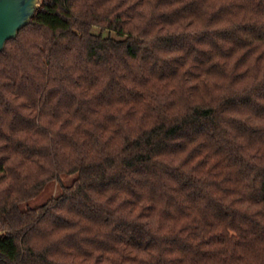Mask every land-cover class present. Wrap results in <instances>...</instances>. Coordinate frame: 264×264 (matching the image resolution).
Instances as JSON below:
<instances>
[{
    "label": "clouds",
    "instance_id": "obj_1",
    "mask_svg": "<svg viewBox=\"0 0 264 264\" xmlns=\"http://www.w3.org/2000/svg\"><path fill=\"white\" fill-rule=\"evenodd\" d=\"M65 6L67 30L0 54V236L19 234L17 259L264 264V39L247 30L264 34V0ZM202 112L214 127L166 137Z\"/></svg>",
    "mask_w": 264,
    "mask_h": 264
},
{
    "label": "trees",
    "instance_id": "obj_2",
    "mask_svg": "<svg viewBox=\"0 0 264 264\" xmlns=\"http://www.w3.org/2000/svg\"><path fill=\"white\" fill-rule=\"evenodd\" d=\"M196 10V6L194 3L192 4H186L184 9L182 11H188L192 12ZM223 9L220 10V12H217L214 16V18L219 17L223 14ZM70 10L65 6V0H44L42 7L38 10L35 18L32 20V22L22 28L17 36V38L20 36L22 32H24L26 29H37L40 28H46V29H52V30H59L64 29L67 30L70 27L71 21H70ZM120 16H117V20H119ZM165 19L173 20L175 19V16L172 17H165ZM248 31H252L257 35L258 39H264V34L257 33L255 28H248ZM11 39L7 42L5 50L1 51L0 54H6L9 48V45L13 44L16 39ZM110 39L111 42L115 47H123L125 44H127V48L129 53L135 54V45L134 44H128L127 41H118L116 37L107 38ZM170 45H175L178 42L177 41H169ZM250 53H246L243 57H241L240 61H238L239 64L244 63L248 55ZM91 55H96V49H92ZM203 55V54H202ZM203 121V123H201ZM23 122V121H21ZM215 123L212 119V113L211 112H202L197 114V119L192 121L191 123L185 122L183 126H177L169 129L167 133L165 134L166 137H176L177 135H184L187 134L189 136H194L196 132L200 131L202 128L205 127H214ZM167 145H163V148H167ZM146 157H140V161H144ZM69 189L65 188L63 189V193H67ZM75 196V194H73ZM66 199H70L66 194H62L60 197L57 198L55 201L56 203H60ZM49 208V202L46 203L44 206L35 208V209H28L25 210L24 214H27L29 212H44L46 213ZM92 216H96L97 213L92 212L90 213ZM62 222V221H61ZM19 237V234H9V235H3L0 237V264H28L27 260L24 259H17V249L15 241ZM142 240V235L137 230L133 236V241L136 243H140ZM32 261V264H47V261L43 256H40L39 258L31 257L29 258Z\"/></svg>",
    "mask_w": 264,
    "mask_h": 264
},
{
    "label": "water",
    "instance_id": "obj_3",
    "mask_svg": "<svg viewBox=\"0 0 264 264\" xmlns=\"http://www.w3.org/2000/svg\"><path fill=\"white\" fill-rule=\"evenodd\" d=\"M43 2L0 0V52L5 50L9 40L17 38L20 30L32 22Z\"/></svg>",
    "mask_w": 264,
    "mask_h": 264
},
{
    "label": "rangeland",
    "instance_id": "obj_4",
    "mask_svg": "<svg viewBox=\"0 0 264 264\" xmlns=\"http://www.w3.org/2000/svg\"><path fill=\"white\" fill-rule=\"evenodd\" d=\"M62 192H63V190H62ZM45 195H46V194H45ZM42 200H43V202H39V201H38L35 207L29 206L26 210H28V209H35V208L42 207V206H44L46 203L49 202L48 200L44 199L43 197H42Z\"/></svg>",
    "mask_w": 264,
    "mask_h": 264
}]
</instances>
